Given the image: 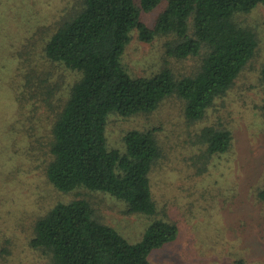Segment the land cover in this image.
<instances>
[{
	"label": "trees",
	"instance_id": "1",
	"mask_svg": "<svg viewBox=\"0 0 264 264\" xmlns=\"http://www.w3.org/2000/svg\"><path fill=\"white\" fill-rule=\"evenodd\" d=\"M262 5L264 0H79L59 22L42 45L44 58L75 79L52 128L47 178L65 194L108 193L125 203L127 214L149 221L143 239L131 243L96 214L89 199L59 201L34 221L30 240L48 264H152L154 250L178 239L176 217L154 192L153 171L164 159L159 129L131 130L124 150L111 148L109 117L151 114L175 96L184 102L189 124L203 122L259 52L258 33L245 17ZM156 11L149 24L147 15ZM135 31L148 43L168 37L167 55L198 58V71L180 76L166 66L150 76L132 75L123 56ZM28 72L23 96L33 86L36 96L56 95L58 78L51 86L48 73L33 66ZM260 72L264 93V63ZM233 140L223 122L201 127L191 157L194 176L205 177L232 150ZM259 196L264 200V188ZM235 264L249 263L241 258Z\"/></svg>",
	"mask_w": 264,
	"mask_h": 264
},
{
	"label": "rangeland",
	"instance_id": "2",
	"mask_svg": "<svg viewBox=\"0 0 264 264\" xmlns=\"http://www.w3.org/2000/svg\"><path fill=\"white\" fill-rule=\"evenodd\" d=\"M78 1L0 0V264H48L49 257L30 240L34 221L59 201L89 199L96 214L131 243L140 242L148 226V219L127 214L125 203L108 193L79 189L65 194L47 178L52 128L75 77L47 61L42 45ZM157 11L147 15L149 24ZM245 21L258 33L259 52L203 122L189 124L184 102L175 96L151 114L109 117L111 148L124 150L131 130L159 129L164 159L153 171L155 197L176 217L181 234L154 250L152 264H235L241 258L264 264V200L259 196L264 188V6ZM168 40L162 36L144 42L135 31L124 65L134 76H150L166 66L180 76L197 72L198 58L167 55ZM32 66L49 74L51 86L58 78L56 95L36 96L33 86L23 96L21 86ZM217 122L232 130V150L215 160L205 177H195L190 164L198 152L193 146L197 133Z\"/></svg>",
	"mask_w": 264,
	"mask_h": 264
}]
</instances>
